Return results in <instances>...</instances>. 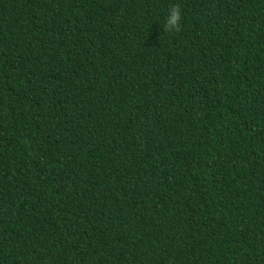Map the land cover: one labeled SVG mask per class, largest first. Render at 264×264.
<instances>
[{
	"label": "trees",
	"instance_id": "16d2710c",
	"mask_svg": "<svg viewBox=\"0 0 264 264\" xmlns=\"http://www.w3.org/2000/svg\"><path fill=\"white\" fill-rule=\"evenodd\" d=\"M0 264H264V0H0Z\"/></svg>",
	"mask_w": 264,
	"mask_h": 264
},
{
	"label": "clouds",
	"instance_id": "9594fccd",
	"mask_svg": "<svg viewBox=\"0 0 264 264\" xmlns=\"http://www.w3.org/2000/svg\"><path fill=\"white\" fill-rule=\"evenodd\" d=\"M182 10L179 4L169 8V14L165 18L163 30L168 33L179 32L181 29Z\"/></svg>",
	"mask_w": 264,
	"mask_h": 264
}]
</instances>
